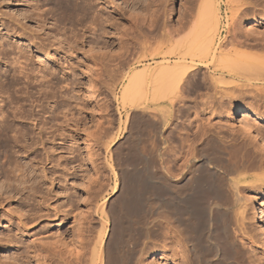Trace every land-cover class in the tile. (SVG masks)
<instances>
[{
    "label": "rangeland",
    "instance_id": "obj_1",
    "mask_svg": "<svg viewBox=\"0 0 264 264\" xmlns=\"http://www.w3.org/2000/svg\"><path fill=\"white\" fill-rule=\"evenodd\" d=\"M58 1L0 0V264H72L101 230L108 264H184L186 260L192 264L189 245L176 232L179 241H173L176 238L169 233L166 220L171 210L158 211L152 191L139 201L134 191L141 156L147 171L159 168L161 161L172 170L187 155L195 156L191 150L196 145L201 146L195 153L199 160L232 157L235 149L239 152L231 165L237 164L238 156H247L241 157L246 169L239 176L233 171L228 176L234 177L241 204L246 205L244 227L254 245L239 240L237 245L245 257L240 259L243 264L252 260L264 264V151L253 139L233 132L240 119L247 118H231L233 110L249 109L264 116V105L254 111L250 104L264 87L256 82L235 84L227 78L214 84L215 89L209 75L218 77L217 72L212 65H198L182 82L177 91L181 94L173 95L170 108L153 102L121 108L119 101L133 69L149 63L155 67L163 59L144 61L142 66L137 60L149 57L185 26L190 9L199 1L75 0L79 7L67 14ZM216 2L221 19L217 43L230 39L228 30L234 28L241 38L249 30L252 36L264 37V0ZM239 92L246 98L244 104H232ZM256 133L264 140V126H258ZM238 145L242 147L234 149ZM221 161L220 168L231 174L232 166ZM252 161L254 167L249 165ZM227 181L222 182L226 190L234 183ZM181 188V193L193 191L190 184ZM260 210L263 215L258 220ZM192 221L196 220L186 222ZM191 229L193 242L208 246L199 228ZM193 230L200 238L192 235ZM211 235L215 237L209 241L224 249L221 233ZM182 250L188 251L185 257Z\"/></svg>",
    "mask_w": 264,
    "mask_h": 264
},
{
    "label": "bare ground",
    "instance_id": "obj_2",
    "mask_svg": "<svg viewBox=\"0 0 264 264\" xmlns=\"http://www.w3.org/2000/svg\"><path fill=\"white\" fill-rule=\"evenodd\" d=\"M73 1L74 2L72 3L68 0H59L58 6L63 13L67 14V13L72 12V10L75 11L77 9L76 8L77 6L79 7V5L77 3H75V0H73ZM197 1H199L198 4H196L197 6H195L197 8H195V7L193 8V9H196L195 13H194V11H192L193 9H190V11H191L190 13H193V14L191 15L189 13V15H188L189 20H187L185 26H182V28H183V29L181 28L182 30L181 29L177 30L176 32L172 33L171 35L168 34L169 36L167 39H165V43L162 44L163 46L160 45V47H158L156 52L151 54L149 57L143 56L144 58H141L143 60H137V64H140L139 66H142V63L144 61L155 60L156 57L163 59V60H161L162 63H160V64L157 63L158 65H156L155 67L151 66L152 67L151 68L149 66V64H150L149 63L147 65L146 64L143 65L142 68L140 67L136 70H134V69H133V71L131 70L132 72L130 71L131 73L125 79L126 81H125V83H123V86H122L121 91L119 93V101L121 104V108H123L125 106L133 107V105L138 104V103L149 104L151 102L158 103L160 105L165 104L168 108H170L171 105H173L172 104L173 101L177 97V94H178L177 91L181 87V84H183L182 82H184V80L189 75H192V71H194L195 67L198 65L205 66L204 68H206V66L208 67L209 65H212V67L214 68V71L217 72L218 77H216L215 75H209V77L211 79L210 81L211 82L213 81L212 83H213V87H215V89H216L217 85L214 86V84L220 83V82H222V80H227V78L231 82H233V83L235 82V84L239 83V82H245V83L246 82L247 83L256 82L258 85H262L264 87V37H257L254 35L252 36L249 34L252 31L249 30L250 31L249 33L248 32L244 33V31H243L242 33H244L243 34L244 37L241 38L242 35L240 36L238 34L240 31L235 30V28H234L233 30H228V33L230 34L229 37H231L230 38L231 40L227 39V37H226L227 40L225 39L228 42L230 40L231 43H228L226 41H222L220 43H217L216 40L220 36L219 24H220V20H221L219 18L217 2H216V0H197ZM226 1L231 3L230 0H226ZM169 31H171V30H168L166 32H169ZM160 37L163 38V35ZM162 42L163 41L161 40V43ZM161 43L159 42L158 44H161ZM117 44H119V40H118ZM157 45H156V47H157ZM237 48H240L241 51L239 49L237 50ZM242 49H244V50L247 49L249 52L244 51V50L242 51ZM172 59H173V61H171ZM188 80H189V78H188ZM229 82H227V83H229ZM224 83H225V81H224ZM241 84H243V83H241ZM90 89H91V91H90L91 97L94 98V89L91 85H90ZM182 89H183V87H182ZM237 90H238V88H237ZM239 91H240V89H239ZM242 91L243 90H241V93L243 94ZM233 92H235V91H233ZM241 93L238 96H236V98L233 99V102L231 101L232 104L233 103H243L244 104V101L246 100V98ZM179 94H181V92ZM173 95L176 96L175 99L173 98ZM227 95H228V93H227ZM252 98H253V102L251 101L250 104L252 105V108H255L253 110L255 111L258 108H262L261 106L264 105V91L260 94L255 93V95ZM242 106H244V105H242ZM146 110H148V109H146ZM259 110H261V109H259ZM259 110H257V111H259ZM227 111H228V109H227ZM227 111H226V113H227ZM150 114L148 115L149 117H151ZM161 114L162 113L160 112V115ZM232 115H233V117H231V118L240 117V116L247 118L245 120L240 119V124L238 126V129L233 130V132H241V133H243L244 137L253 139V142L255 141V143L258 144V146L261 148V150L264 151V140L258 135V133H256L258 126H264V116H261L259 114L257 115L255 112L251 111L250 109L249 110H239V111L233 110ZM140 116H142V115H140ZM155 117H158V116L155 115ZM137 118H138V116H137ZM151 118H153V117H151ZM164 119H166V118L164 117L163 120ZM159 120H157V121L159 122ZM248 120H250V121H248ZM142 121H144V119ZM152 123H153V121H152ZM140 128H142V127H140ZM143 128L145 129L144 126H143ZM156 128H157V126L155 127V129ZM153 129H154V127H153ZM154 130L152 132H154ZM159 130H160V128H159ZM156 132H157V129H156ZM0 135H2V131H0ZM207 140H208V138H207ZM210 141H211V139H210ZM87 146H88L87 147L88 149L91 148L92 147L91 142H88ZM205 146L206 145H204V147ZM200 147L201 146L197 147V145H196V147L194 149H192L191 151L195 150V153H196L200 150L199 149ZM206 147H208V144ZM236 147H242V146H239V145L235 146L234 149ZM187 149H191V147L189 146ZM217 149L218 148H216V150ZM207 150H206V152H207ZM225 150H228V148H226ZM237 150L235 149L234 152L232 151L233 152L232 154L235 155L234 154L235 152H239ZM210 151H208V152H210ZM143 152L144 151H142L141 152L142 154L141 153L140 154L144 155ZM195 153H194L195 156H193V153H192V155H190L192 157H189L187 155V159H184L183 162L180 161L183 164L182 163H180L181 165L178 164L180 166L179 167L177 166L175 168L176 172L172 171L175 169L172 168V170H171L170 169L171 167L164 166L163 163L165 161L160 162V160H159V162H160L159 168H156L157 167L156 166V167H154V169L152 171H147L148 169H146L143 165L144 164V158L141 156L140 160L139 161L137 160L138 163H140L139 165L142 166V168L140 169V167H139L138 168L139 170H137L138 172H137L136 186H135V191H134L135 195H136V199L138 201L143 200V197L146 196L147 191L150 190L153 192V193L152 192H150V193H152V195L154 194V196H152V195H150V196L153 197L152 198L153 202L155 203V205L158 206V211L161 208H165L166 210L167 209L171 210L170 211L171 213L173 212L172 214L169 212L170 214L168 215V216L172 215L173 217L170 216V218L168 217L166 220L167 224L170 226L169 233H171L172 238L174 237L173 232L178 233L181 237H183V239L180 238V240H183V242H184L183 243L181 241L180 244L183 243V244H186V246L189 245L188 247H189L190 251L189 252L187 251V252H188V254L191 252L192 254L191 253L190 254L192 255V257H194L193 260L191 261L192 264H239V263L243 264L242 262H244L245 260H242V262H241L240 259H243V258L245 259V257H243L244 255L242 256L240 250L239 251H240L242 258L239 257L240 256V255H238L239 254V251H238L239 246L237 245V242H238V240L242 244L247 242L251 246L254 245V242L251 241V237H249V234H248L249 232H247L246 231L247 228L244 227L245 226L244 221L247 220L246 219L247 215H245L246 214V205L241 204V200H242L241 195H240L241 193H240V190L236 187L237 183H235V181L232 179L234 177H229L228 175L235 174L236 176H239V174L242 172V170L246 169L243 167V164H246L244 162V157H247V156L244 154H242L241 156H238V153H237L236 156L240 157V159L237 160L238 161L237 164L234 162L236 164L234 166L233 162L231 165V158H233V155H232V157H229L228 155H226L227 158H225L226 156L223 155L224 157L222 156L223 158L222 159L220 158V160H222L223 163H226L228 165V168H230L229 166H232V170H230L231 174H228L229 173L228 171H227L228 173L226 172L227 173L226 174L220 168L221 164L218 163L220 160H217V158L213 159V157H208V156H206V158H204V159L199 160L198 159L199 156L197 157L196 156L197 153L196 154ZM214 153H213V156H215ZM145 154H146V152H145ZM211 154H208V155H211ZM184 155H186V154H184ZM218 155H219V153H218ZM243 155H244V157L241 158ZM161 156H164V155L161 154ZM175 156H177V155H175ZM216 156H217V154H216ZM171 159H173V157ZM228 159H229V161H227ZM235 159H237V157ZM235 159L233 158L232 161H235ZM246 159H245V161L247 162V160L249 158L247 160ZM153 160L155 161V159H153ZM151 161H152V159H151ZM226 161L229 162V164ZM239 161H240L241 165H240ZM254 164H255L254 162H253V164L249 163V165L250 166L252 165V167H254ZM149 165H150V163H149ZM173 165L175 166V164H173ZM260 165H259V168H260ZM224 166H226V165H224ZM250 166H249V168H250ZM148 168L152 169L150 167H148ZM249 168H247V169H249ZM263 168L264 167H262V169ZM226 169H227V167H226ZM250 169H252V168H250ZM250 169H249V171H250ZM255 170H257V169H255ZM231 171H233V174ZM146 172H147V174H146ZM227 180L231 181V182L234 181V183L232 184V186L229 189L226 190V188L224 187L222 182L223 181L225 182ZM186 184H190L192 186L193 191L191 193L190 192H188V193L182 192L181 193V191H183V190L180 191L179 188H181V186L183 188V185H186ZM146 200H144V201H146ZM226 200H228V203H229L228 205H226L224 203V201H226ZM132 208L135 209L134 207H131V209ZM127 211H129V210L127 209ZM167 211H163V212L167 213ZM262 213H263V211L260 210L259 211V217L257 218L258 220L261 219L260 215ZM176 214H179V216H176ZM166 215L164 217H166ZM102 216H103V214H102ZM171 217L173 218V221L171 220ZM163 219H165V218H163ZM192 219L197 221L198 226H193L194 221H192L193 223L192 222L191 223L186 222L189 220L191 221ZM196 221H195V223H196ZM185 222H186V224H185ZM195 223H194V225H195ZM167 224H166V226H167ZM184 224L187 226H190V227L182 226ZM101 227H102V229H104L103 223H102ZM178 227H181V228L187 227V230L183 229L184 232H181L183 230H180ZM194 227H196V228H194ZM191 228H193L194 230L199 228V230H198L199 234L205 235V238H207V245L208 246H205L201 242L196 243V241H195L196 244L193 242L194 238H192L190 236V234L188 233V230H190ZM172 230H174V231H172ZM194 230L192 232V235H194L196 237V235L194 234ZM213 231H219L221 233V235L223 237V244L224 245L221 242L222 245H220V246H224V249H222V250L219 249V247H217L216 245L212 244L209 241L210 237L214 236V235H211L213 233ZM181 233H185V234H181ZM221 235H219V237ZM171 237H170V239H172ZM222 237H221V239H222ZM174 238H176V239L175 240L172 239V240L176 241L177 237L175 236ZM198 238H200V237H198ZM103 239H104V231L101 230L99 232L98 236L96 237V239H94L92 241V243L88 244L87 248H85V251H86L85 254L82 256H78V257L74 258V260L72 261V264H108L106 261L107 260L106 259L107 258V256H106L107 255L106 254L107 253L106 252L107 247H105L103 245ZM201 240H204V239H201ZM169 241H171V240H169ZM178 241H179V239H178ZM178 241H176V242L178 243ZM105 242H107V241H105ZM176 242H175V244H176ZM176 246L180 247V245H176ZM181 246H182V244H181ZM173 247L174 246H172V249L175 250V248H173ZM178 248L176 247V251H178L177 250ZM184 252L185 251H183V253ZM183 253L181 252V254H183ZM186 253L183 254L184 257H185ZM173 255H174V257L176 256L175 253ZM179 257L181 258L180 255H179ZM184 257H182V259H184ZM190 257L187 256L186 259H188ZM246 258H247V260L251 259L250 256L246 257ZM186 259L183 260V263ZM189 262H190V259H189ZM251 262H252V264L254 263L253 260ZM260 263L261 262H259V264ZM116 264H120V263L116 262ZM184 264H190V263H188V260H186V263H184Z\"/></svg>",
    "mask_w": 264,
    "mask_h": 264
}]
</instances>
